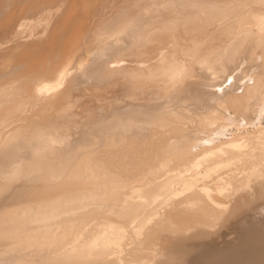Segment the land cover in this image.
Here are the masks:
<instances>
[{"label":"bare ground","instance_id":"6f19581e","mask_svg":"<svg viewBox=\"0 0 264 264\" xmlns=\"http://www.w3.org/2000/svg\"><path fill=\"white\" fill-rule=\"evenodd\" d=\"M0 212L3 263L264 264V0H0Z\"/></svg>","mask_w":264,"mask_h":264},{"label":"rangeland","instance_id":"374dc122","mask_svg":"<svg viewBox=\"0 0 264 264\" xmlns=\"http://www.w3.org/2000/svg\"><path fill=\"white\" fill-rule=\"evenodd\" d=\"M57 7H58V8H57ZM42 8H43V9H42ZM54 8H56V9L54 10L53 7H52L51 5L49 6V5L47 4L46 7L43 6V7H40L37 11L34 10V11L31 13L30 17H29V19H30V18H32V19L29 20V23H28V24H30V25L32 24V25H33L34 21H37V20H40V19L49 18V17H48L49 15H50V19H51V20L49 19V21H50V22L53 21V20H52V17H54L55 14L58 13L56 10L60 9L59 4L56 5V7H54ZM43 10H44V11H43ZM52 10H53V11H52ZM45 11H47V12L45 13ZM48 11H49V12H48ZM51 11H52V12H51ZM54 11H55V12H54ZM40 12H41V13H40ZM34 13H35V15H34ZM42 13H44V14H42ZM47 13H48V14H47ZM53 13H54V14H53ZM52 14H53V15H52ZM37 15H38V17H37ZM41 15H42L43 17H42ZM47 15H48V16H47ZM51 16H52V17H51ZM56 16L58 17L59 15H56ZM61 16H62V15H61ZM34 17H35V20H34ZM38 18H40V19H38ZM60 20H61V17L56 18L55 21L60 23V22H61ZM49 21H48V22H49ZM32 22H33V23H32ZM52 23H53V22H52ZM44 25H45V24H44ZM40 30H41V28H40ZM28 32H29V31H26V32H23V33H22V36L25 37V39H24L25 41H27V40L29 41L30 39L33 40L31 37L29 38V33H28ZM38 32H39V29H38L37 33H38ZM26 34H28V35L26 36ZM36 36H37V35H36ZM18 37H19V40H20V41L25 42V41H23V40L21 39V38H23V37H21V35L18 36ZM18 37H17V38H18ZM26 37H27V38H26ZM37 37H38V36H37ZM37 37H35L34 39H36ZM14 38H16V37H14ZM14 38L10 39V40L8 41V43H6V46H9V45H7V44H10L11 42H13V41H14ZM17 38H16V39H17ZM28 38H29V39H28ZM31 40H30V41H31ZM10 41H11V42H10ZM11 44H12V43H11ZM4 218H5V213H1V212H0V230L3 229V228H5V227H7V226H9V225H11V223H12V222H5ZM0 232H1V231H0ZM0 234H1V233H0ZM0 236H1V235H0ZM1 242H2V241H0V251H1L2 249H4L3 246L5 245V243L2 244ZM5 248H6V247H5ZM24 250H25V251H24ZM38 250H39V249H38ZM17 251H18L17 253H15V251H14L12 254L10 253V255L5 256V258H6L7 260H13V261H15L14 264H17V263L22 264L26 258H27V259H26L25 261H28V258H29V260H30L31 249H29V251H28L27 249H23L22 251H21V250H20V251L17 250ZM26 251L29 252V254H28V253H24V252H26ZM34 251H35V249H32V256H33V257L35 256V258H37V256H38V258H39V253H40V252L37 251V253H36V251H35V253H34ZM20 252H22V254H21ZM14 253H15V254H14ZM17 254H18V256H17ZM20 254H21V255H20ZM24 254L26 255V257L23 256ZM35 254H36V255H35ZM40 254H41V253H40ZM12 255H13V256H12ZM19 255H20V256H19ZM28 255H29V257H28ZM15 256H17V257H19V258L15 257ZM22 256H23V257H22ZM32 256H31V260H35ZM3 258H4V257L0 258V262H2V259H3ZM10 258H11V259H10ZM16 259H18L19 261L17 260V261H18V262H17ZM21 259H23V260H21ZM7 260H6V262H4L5 264H6V263L11 264V263L13 262V261H12V262H10V261L8 262ZM20 260H21V261H20ZM21 262H22V263H21ZM2 263H3V262H2ZM4 263H3V264H4ZM0 264H1V263H0ZM12 264H13V263H12Z\"/></svg>","mask_w":264,"mask_h":264}]
</instances>
